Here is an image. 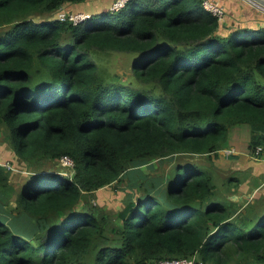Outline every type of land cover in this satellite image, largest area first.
<instances>
[{
  "label": "trees",
  "instance_id": "1",
  "mask_svg": "<svg viewBox=\"0 0 264 264\" xmlns=\"http://www.w3.org/2000/svg\"><path fill=\"white\" fill-rule=\"evenodd\" d=\"M87 1L0 0V136L25 166L0 161V264H264V212L219 201L212 167L234 126L264 147V23L223 27L204 0L52 17ZM99 51L136 57L131 79ZM63 156L68 176L43 172ZM123 179L120 210L91 202Z\"/></svg>",
  "mask_w": 264,
  "mask_h": 264
},
{
  "label": "rangeland",
  "instance_id": "2",
  "mask_svg": "<svg viewBox=\"0 0 264 264\" xmlns=\"http://www.w3.org/2000/svg\"><path fill=\"white\" fill-rule=\"evenodd\" d=\"M118 0H88L87 1V6L89 7L90 16L93 14H99L102 12H115L120 10L121 8L124 7V5L119 6L118 8L114 9L117 5L115 2ZM261 4L259 7H251L248 5V8H244L243 6L239 5H234V10L233 12H230L229 10H225L224 8V16L222 18L221 22L223 27L235 25V26H248L250 28H256L255 26H251L250 24L253 23V17L252 19H249L248 14H252L254 18H264V1H260ZM86 4V3H85ZM82 6H84L82 4ZM250 6V7H249ZM235 7L241 8L240 12L244 11L246 14L241 13L240 15H235L238 14V10H235ZM64 11L69 12V13H81L85 14L86 12H83L82 10H76L75 8L71 7H64L62 8ZM87 9V8H86ZM237 11V12H236ZM251 12V13H250ZM55 14L52 15V17ZM251 15V16H252ZM264 21V20H263ZM255 23V22H254ZM96 64L100 66L102 69V73L105 77L106 80H113V81H128L131 79V65L132 61L136 59V57H133L130 54L127 53H121V52H115V51H105V52H97L96 54ZM248 136V135H247ZM241 142H236L235 147L237 149L241 148ZM222 154V153H221ZM225 154L223 153L222 156ZM195 159V158H194ZM0 161L6 165L12 166L16 171H25V166H22V164L17 163V157L13 155V152L11 151L10 146L5 143V140L3 139L2 136H0ZM201 164L206 166V159H203L202 161H199ZM172 163L170 159H166L163 163L162 166L166 168L163 174H166L168 171H170ZM48 165V164H46ZM50 166H43V172L44 171H54L57 173H60L62 176H68L71 171L67 170L66 168L61 167L58 163H52L49 164ZM152 168L159 166V163L153 162L151 164ZM168 167V168H167ZM140 170L144 172H148L146 168L140 167ZM157 174H160V170H155ZM145 174V173H144ZM215 175L219 176V173H215ZM214 175V176H215ZM221 177L219 180L215 178V181L219 184V196L224 197L225 194H223L220 189L224 188L223 183H225V180L222 179ZM122 182L119 184H111L108 186H105L101 188L100 190H97L94 193V196L90 197V200L93 204L100 206L106 210H120L124 206V198L126 197L127 194L130 190L128 189L127 191V179L121 180ZM137 190V189H136ZM134 197V195H133ZM83 202H80L82 205Z\"/></svg>",
  "mask_w": 264,
  "mask_h": 264
},
{
  "label": "crops",
  "instance_id": "3",
  "mask_svg": "<svg viewBox=\"0 0 264 264\" xmlns=\"http://www.w3.org/2000/svg\"><path fill=\"white\" fill-rule=\"evenodd\" d=\"M222 5L225 10L233 12L234 5L243 6L248 8V5L240 0H211ZM261 1V0H260ZM264 1V0H263ZM73 4L70 7L75 8L76 10H82L86 12L85 14L90 13L89 7L86 4ZM69 7V6H68ZM250 7V6H249ZM87 8V9H86ZM235 10H238V14H246V12H240L241 8L235 7ZM251 13V12H250ZM249 19L253 17V23L251 26L260 27L264 23V18H254L252 14H248ZM252 15V16H251ZM255 22V23H254ZM248 135V136H247ZM258 135L260 137L264 136V130L259 131ZM251 137V129L248 125H237L232 127L227 135V140L223 144L224 149H232L235 151L234 154L226 157L223 154H219L213 159V170L215 173H219V176L223 177L225 180L223 187L220 191L225 194L224 197L217 196V199L225 204H228L230 207H234L235 214L238 216L240 211H244L250 207L252 211H255V214H261L264 212V158H255L252 156L249 151V142ZM241 148L237 149L234 145L236 142H241ZM215 175L214 184L216 187L217 193L219 192V184L216 179H220ZM230 178V179H229ZM246 216V214H245Z\"/></svg>",
  "mask_w": 264,
  "mask_h": 264
},
{
  "label": "built area",
  "instance_id": "4",
  "mask_svg": "<svg viewBox=\"0 0 264 264\" xmlns=\"http://www.w3.org/2000/svg\"><path fill=\"white\" fill-rule=\"evenodd\" d=\"M131 0H118L115 2L117 5L114 9L118 8L119 6L126 5ZM244 2L247 5H250L251 7H259L261 2L260 0H240ZM203 6L206 11L210 12L213 16H215L218 21H221L224 16V7L217 2H213L211 0H204ZM90 15L88 14H81V13H69L64 11L62 8L59 10V12L56 14L55 19L59 21H65V20H71L74 25L80 24L81 22L88 19ZM225 154L226 157H228L231 154H234L235 151L232 149H224L222 150V154ZM252 156L255 158H264V147L259 145L255 148L254 152L251 153ZM60 166L63 168H66L69 171H72L73 168V162L72 160L67 157L63 156L60 159L59 162ZM7 167V169H10L11 167L9 165L3 164ZM158 264H202L200 261H198L195 258L191 259H177V260H164L159 262Z\"/></svg>",
  "mask_w": 264,
  "mask_h": 264
}]
</instances>
